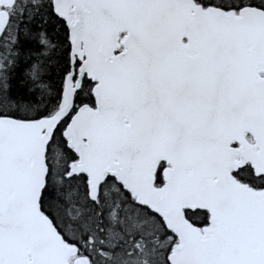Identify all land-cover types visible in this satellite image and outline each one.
I'll return each mask as SVG.
<instances>
[{"label":"snow or ice","instance_id":"obj_1","mask_svg":"<svg viewBox=\"0 0 264 264\" xmlns=\"http://www.w3.org/2000/svg\"><path fill=\"white\" fill-rule=\"evenodd\" d=\"M0 264H264V0H0Z\"/></svg>","mask_w":264,"mask_h":264}]
</instances>
